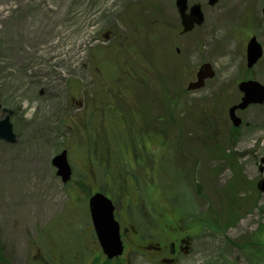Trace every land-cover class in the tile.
Returning <instances> with one entry per match:
<instances>
[{
	"label": "rangeland",
	"instance_id": "1",
	"mask_svg": "<svg viewBox=\"0 0 264 264\" xmlns=\"http://www.w3.org/2000/svg\"><path fill=\"white\" fill-rule=\"evenodd\" d=\"M193 3L204 21L180 34L175 0H0V102L17 136L0 139V264H103L87 208L95 190L141 228L152 203L172 218L167 198L177 204L195 234L177 264H264V103L227 124L237 84H264V0ZM18 26L37 39L29 63L15 59ZM250 34L263 56L247 68ZM206 61L213 77L187 89ZM64 148L65 183L51 163Z\"/></svg>",
	"mask_w": 264,
	"mask_h": 264
},
{
	"label": "water",
	"instance_id": "2",
	"mask_svg": "<svg viewBox=\"0 0 264 264\" xmlns=\"http://www.w3.org/2000/svg\"><path fill=\"white\" fill-rule=\"evenodd\" d=\"M217 0H208L209 4H214ZM175 5L181 18L183 31L190 30L195 24L199 25L203 21V13L199 3H194L186 12L187 0H175ZM262 55V47L252 36L246 44V64L251 67ZM214 71L211 64L206 62L201 64L196 79L190 81L188 89H198L204 84L206 78H211ZM238 89L242 93L240 101L228 109L229 119L234 126H239L241 119L236 115V109H243L249 104L264 102V84L257 80L247 79L238 83ZM1 108V103H0ZM6 114L0 118V138L8 143L16 141V133L13 131L10 115L12 110L2 108ZM52 165L56 167V175L66 182L71 175V168L67 160V151L62 149L55 154L51 160ZM257 188L264 192V178L257 183ZM90 219L94 228L95 235L99 241L101 249L107 258L118 256L122 253L123 246L120 239L119 223L114 218V205L104 193L97 191L93 193L88 200Z\"/></svg>",
	"mask_w": 264,
	"mask_h": 264
},
{
	"label": "flooded vegetation",
	"instance_id": "3",
	"mask_svg": "<svg viewBox=\"0 0 264 264\" xmlns=\"http://www.w3.org/2000/svg\"><path fill=\"white\" fill-rule=\"evenodd\" d=\"M194 28L195 26L191 30ZM181 30L182 25L181 21H179V33H186ZM251 35L252 34L244 40V50H246V43ZM175 51L179 54L180 47H175ZM146 61H148V59ZM146 70L148 71V69ZM145 83L148 85V80H146V78ZM227 124L229 128L231 123L227 121ZM168 199L169 198H167L166 203H168L169 206L167 207L169 212H175V218L165 214L163 212L165 207L162 206L163 208H161L158 206L159 203H157L158 205L152 203V207L150 208H152L153 212L150 210V215L153 222L148 219L151 225L150 227L141 228L139 223L134 218L130 217H127L124 223H120V233L124 250L126 246H129L128 255L124 257L125 261L129 262L134 255H140L141 258L148 263L177 264L178 261L187 256L191 251L195 234L191 232L192 230L188 231L182 226L180 220L176 218L179 217L176 213H180V207L175 206L177 204L174 203L171 205ZM142 214L144 215L146 212L144 211Z\"/></svg>",
	"mask_w": 264,
	"mask_h": 264
},
{
	"label": "bare ground",
	"instance_id": "4",
	"mask_svg": "<svg viewBox=\"0 0 264 264\" xmlns=\"http://www.w3.org/2000/svg\"><path fill=\"white\" fill-rule=\"evenodd\" d=\"M46 26L45 24L43 23V28L44 29ZM17 31H19L17 33L18 36H21L20 39L21 41L18 42L17 41V48L18 46H20V44L22 43L23 41V47L25 48V52L21 51V54H17L15 55V59L19 62V63H25L26 60L28 61L27 63H29V59H24V57H27L29 56V58L31 59V56L33 58V56L35 55V50H36V47H37V39H35V36L33 34L29 35L28 33H25V29H23L22 27L18 26V29ZM22 34V35H21ZM44 69H41L40 67H33L31 69V73H35L37 75V78H40L41 77V80H42V84H44L43 86L47 89V90H51L52 89V86L54 87L55 84H54V81L52 80H49V81H46V78H42V72H43ZM34 165H37L36 163ZM40 167H44L45 165L40 163L39 164Z\"/></svg>",
	"mask_w": 264,
	"mask_h": 264
},
{
	"label": "trees",
	"instance_id": "5",
	"mask_svg": "<svg viewBox=\"0 0 264 264\" xmlns=\"http://www.w3.org/2000/svg\"><path fill=\"white\" fill-rule=\"evenodd\" d=\"M262 228V227H261ZM256 237V236H255ZM257 238V237H256ZM100 256L99 255H97V257L96 258H99ZM115 261L116 262H118V264L120 263V259L118 258V259H115ZM0 262H2V263H7V260L5 259V257L2 255V251H1V248H0ZM111 263V261H109V260H106L105 259V261H104V263L103 264H110Z\"/></svg>",
	"mask_w": 264,
	"mask_h": 264
}]
</instances>
